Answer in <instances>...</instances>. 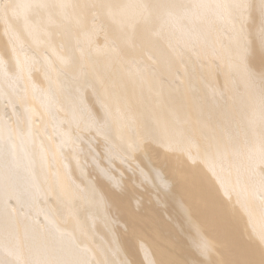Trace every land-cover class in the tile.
Wrapping results in <instances>:
<instances>
[{
  "label": "bare ground",
  "instance_id": "6f19581e",
  "mask_svg": "<svg viewBox=\"0 0 264 264\" xmlns=\"http://www.w3.org/2000/svg\"><path fill=\"white\" fill-rule=\"evenodd\" d=\"M186 262L264 264V0H0V264Z\"/></svg>",
  "mask_w": 264,
  "mask_h": 264
},
{
  "label": "rangeland",
  "instance_id": "374dc122",
  "mask_svg": "<svg viewBox=\"0 0 264 264\" xmlns=\"http://www.w3.org/2000/svg\"><path fill=\"white\" fill-rule=\"evenodd\" d=\"M115 164L116 163H114V166H115ZM118 164V163H117ZM159 166V164H157L156 165V167H158ZM117 167H119L118 165H117ZM116 166H115V170L117 171V168ZM161 167V166H160ZM161 170V169H160ZM118 172V171H117ZM199 174H202V172L200 171L199 172ZM201 176H203V175H201ZM125 182H129L130 183V178H127L126 180H125ZM137 192V194L139 193V194H141L142 192H144L143 193V195H146L147 194V192L146 191H136ZM133 196V195H132ZM143 198H145V200L147 199L146 198V196L145 197H143ZM144 200V203L146 202ZM128 204H127V202L125 201V203H126V207H125V210L126 211H129L130 209H131V206H132V198H129L128 200ZM159 207L158 206H156V205H153V204H151V206H148V210L150 211V212H152V213H154V214H156V213H158V211H159ZM194 210H191V213L193 212ZM162 220H164V222L168 225V221L166 220V218L165 217H162ZM205 226H204V228L206 229V234H207V237H213V239H214V235H216V231H214L213 229V227H210V226H208V225H206V224H204ZM230 226L233 228V226H234V224L232 223V224H230ZM119 227V226H118ZM135 226H133V228L132 229H125V230H121L120 232L123 234V236H125V237H127L126 239H128V240H130L129 242L131 243H133V244H135L139 239H140V237H139V232H137V231H135V230H137V229H135L134 228ZM218 243H219V241H218ZM184 246L185 247H183V250H186V254L188 255V257H190V258H192V259H195V258H199L198 257V255L193 251V250H191L187 245H185L184 244ZM135 250H133V252H134ZM175 252H177V251H175ZM218 253L221 255V256H226L227 254H226V251H225V249H221L220 247H218ZM176 254H178V252L176 253ZM178 256H179V254H178ZM184 264H189V263H184Z\"/></svg>",
  "mask_w": 264,
  "mask_h": 264
}]
</instances>
